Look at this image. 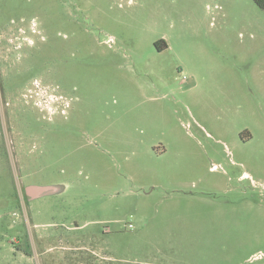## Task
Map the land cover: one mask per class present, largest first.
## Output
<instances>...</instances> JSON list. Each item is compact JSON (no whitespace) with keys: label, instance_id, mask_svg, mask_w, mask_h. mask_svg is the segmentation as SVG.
Segmentation results:
<instances>
[{"label":"rangeland","instance_id":"1","mask_svg":"<svg viewBox=\"0 0 264 264\" xmlns=\"http://www.w3.org/2000/svg\"><path fill=\"white\" fill-rule=\"evenodd\" d=\"M0 264H264V11L0 0Z\"/></svg>","mask_w":264,"mask_h":264},{"label":"water","instance_id":"2","mask_svg":"<svg viewBox=\"0 0 264 264\" xmlns=\"http://www.w3.org/2000/svg\"><path fill=\"white\" fill-rule=\"evenodd\" d=\"M61 188L62 187L60 185H53V184H48V185L29 184L25 186V191L32 197H38L44 194L59 192Z\"/></svg>","mask_w":264,"mask_h":264},{"label":"trees","instance_id":"3","mask_svg":"<svg viewBox=\"0 0 264 264\" xmlns=\"http://www.w3.org/2000/svg\"><path fill=\"white\" fill-rule=\"evenodd\" d=\"M254 3L261 9L264 11V0H253ZM156 46H158V42L155 43Z\"/></svg>","mask_w":264,"mask_h":264},{"label":"flooded vegetation","instance_id":"4","mask_svg":"<svg viewBox=\"0 0 264 264\" xmlns=\"http://www.w3.org/2000/svg\"><path fill=\"white\" fill-rule=\"evenodd\" d=\"M24 194L26 199L30 202L31 200L35 199V197H32L31 195H29L26 191H25V187H24Z\"/></svg>","mask_w":264,"mask_h":264}]
</instances>
